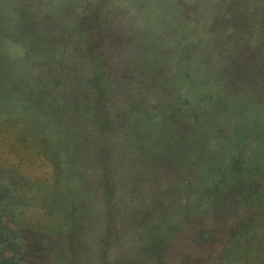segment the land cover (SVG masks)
<instances>
[{
	"label": "rangeland",
	"instance_id": "obj_1",
	"mask_svg": "<svg viewBox=\"0 0 264 264\" xmlns=\"http://www.w3.org/2000/svg\"><path fill=\"white\" fill-rule=\"evenodd\" d=\"M0 264H264V0H0Z\"/></svg>",
	"mask_w": 264,
	"mask_h": 264
},
{
	"label": "trees",
	"instance_id": "obj_2",
	"mask_svg": "<svg viewBox=\"0 0 264 264\" xmlns=\"http://www.w3.org/2000/svg\"><path fill=\"white\" fill-rule=\"evenodd\" d=\"M75 211H76V210H75ZM73 212H74V211H73ZM73 212H72V214H69V215H67V217H65V218H68V222H70V221L72 220V218H73ZM80 220H81V219H79V221H80ZM62 228H65V229L67 230V224L62 223V226H61L59 229L61 230ZM17 234H20V232H17ZM55 234L60 235V236H62V237H63V235H64V234H59V233H58V230L55 231ZM64 239H65V238H64ZM37 240H40V241L48 240L46 243L56 241L53 237L47 238V237H40V236L37 237ZM66 240H67V238H66ZM48 246H49V244H48Z\"/></svg>",
	"mask_w": 264,
	"mask_h": 264
}]
</instances>
